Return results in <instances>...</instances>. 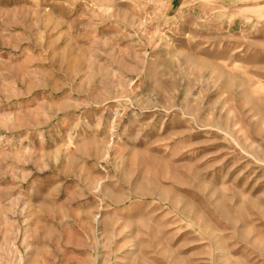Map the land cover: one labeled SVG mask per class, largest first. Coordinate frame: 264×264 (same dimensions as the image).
Returning a JSON list of instances; mask_svg holds the SVG:
<instances>
[{"label": "rangeland", "instance_id": "obj_1", "mask_svg": "<svg viewBox=\"0 0 264 264\" xmlns=\"http://www.w3.org/2000/svg\"><path fill=\"white\" fill-rule=\"evenodd\" d=\"M0 264H264V0H0Z\"/></svg>", "mask_w": 264, "mask_h": 264}]
</instances>
